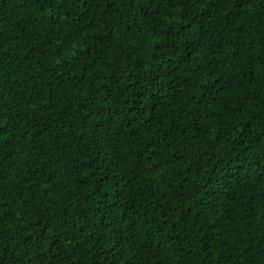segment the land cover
Masks as SVG:
<instances>
[{
	"label": "trees",
	"instance_id": "1",
	"mask_svg": "<svg viewBox=\"0 0 264 264\" xmlns=\"http://www.w3.org/2000/svg\"><path fill=\"white\" fill-rule=\"evenodd\" d=\"M0 264H264V0H0Z\"/></svg>",
	"mask_w": 264,
	"mask_h": 264
}]
</instances>
